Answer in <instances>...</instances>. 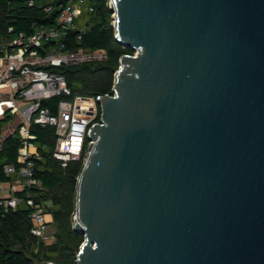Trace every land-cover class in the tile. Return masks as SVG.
Wrapping results in <instances>:
<instances>
[{"label":"water","instance_id":"1","mask_svg":"<svg viewBox=\"0 0 264 264\" xmlns=\"http://www.w3.org/2000/svg\"><path fill=\"white\" fill-rule=\"evenodd\" d=\"M75 264H264V0H111Z\"/></svg>","mask_w":264,"mask_h":264},{"label":"built area","instance_id":"2","mask_svg":"<svg viewBox=\"0 0 264 264\" xmlns=\"http://www.w3.org/2000/svg\"><path fill=\"white\" fill-rule=\"evenodd\" d=\"M42 1L46 11L54 9L51 0ZM34 2L28 0L30 5ZM94 9V0H66L60 4L54 22L34 23L30 32L15 31L12 24L0 30V151L8 137L18 141L15 161L2 164L1 170L9 179L0 182V209L14 210L24 200L31 208L29 232L41 244L50 241L55 231L50 228L51 213L30 193V188L42 187L35 176V163L41 153L31 127H54L52 157L62 166L83 156L87 159L91 144L87 132L99 121L97 96L72 94L67 79L54 67L106 58L104 49L73 47L66 39L69 30L77 31L74 39L82 38L90 27L88 17ZM60 95L63 97L51 107L42 104ZM41 264L55 262L41 259Z\"/></svg>","mask_w":264,"mask_h":264},{"label":"trees","instance_id":"3","mask_svg":"<svg viewBox=\"0 0 264 264\" xmlns=\"http://www.w3.org/2000/svg\"><path fill=\"white\" fill-rule=\"evenodd\" d=\"M0 0V30L9 24L15 31L30 32L34 23L54 22L60 4L66 0H51L54 9H44L42 0ZM95 9L88 17L90 27L82 34L80 40L74 39L77 31L69 30L66 39L73 47L81 46L91 49H104L106 58L72 65L55 66L54 70L63 74L71 87L72 94L98 96L112 93L115 71L124 53H134L131 47L124 46L114 36L112 23L113 12L108 0H94ZM63 95L43 100L42 104L50 106ZM99 108V105H98ZM100 118V108L97 120ZM41 159L35 163V176L42 182L41 188H30V193L44 203L45 209L52 214V223L56 230L54 237L46 244L37 243L30 232V206L23 200L14 210L0 209V264H41V259H48L55 264H75V258L84 235L73 228L76 211V192L78 178L84 165V156L71 160L66 166L52 157L55 144L53 126L33 125ZM18 141L8 137L0 151V182L7 181L1 170L5 162L15 161ZM26 192H18L24 195ZM38 245L37 250L35 246Z\"/></svg>","mask_w":264,"mask_h":264},{"label":"rangeland","instance_id":"4","mask_svg":"<svg viewBox=\"0 0 264 264\" xmlns=\"http://www.w3.org/2000/svg\"><path fill=\"white\" fill-rule=\"evenodd\" d=\"M112 17H113V14H112ZM112 23H113V20H112ZM50 228H51V232H54L56 230V228H55L53 223H51Z\"/></svg>","mask_w":264,"mask_h":264},{"label":"crops","instance_id":"5","mask_svg":"<svg viewBox=\"0 0 264 264\" xmlns=\"http://www.w3.org/2000/svg\"><path fill=\"white\" fill-rule=\"evenodd\" d=\"M51 218H52V214H51Z\"/></svg>","mask_w":264,"mask_h":264}]
</instances>
